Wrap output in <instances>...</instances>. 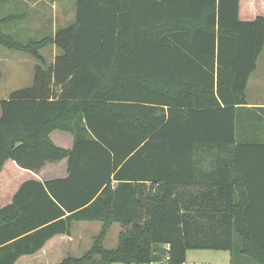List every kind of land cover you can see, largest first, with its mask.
Wrapping results in <instances>:
<instances>
[{
  "label": "trees",
  "instance_id": "1",
  "mask_svg": "<svg viewBox=\"0 0 264 264\" xmlns=\"http://www.w3.org/2000/svg\"><path fill=\"white\" fill-rule=\"evenodd\" d=\"M239 4L74 0L73 22L49 37L20 44L0 30L2 47L37 62L31 85L0 100V172L63 160L67 172L21 183L0 208V264L93 221L90 248L57 264H184L191 250L264 264V108L245 96L264 17L240 21Z\"/></svg>",
  "mask_w": 264,
  "mask_h": 264
},
{
  "label": "rangeland",
  "instance_id": "2",
  "mask_svg": "<svg viewBox=\"0 0 264 264\" xmlns=\"http://www.w3.org/2000/svg\"><path fill=\"white\" fill-rule=\"evenodd\" d=\"M240 5V21H252L257 16L264 17V0H241ZM73 6L74 0H0V30L20 44L40 40L53 35L57 28L65 27L72 22ZM6 18L8 20L1 23ZM56 52L53 46H47L39 53L49 64ZM36 63L28 54L9 50L0 45V100L5 99L14 90L31 85ZM245 96L248 102L260 96L261 100L264 98V50L258 58L257 69L248 80ZM3 168L0 172V207L11 194L12 180L18 181L26 176L23 170L15 169L11 162ZM120 230L118 224L109 228L103 241L104 248L109 250L116 248ZM235 246L237 247L236 243ZM236 253L233 251L231 255L227 251L191 250L186 253L184 264H240L238 263L240 257ZM31 261V264L41 263L38 257Z\"/></svg>",
  "mask_w": 264,
  "mask_h": 264
},
{
  "label": "crops",
  "instance_id": "3",
  "mask_svg": "<svg viewBox=\"0 0 264 264\" xmlns=\"http://www.w3.org/2000/svg\"><path fill=\"white\" fill-rule=\"evenodd\" d=\"M240 3H241V0H240ZM239 7H241L240 4H239ZM72 11H73V19H72V22H73L74 11H75L74 6L72 7ZM72 22H69V23H72ZM256 69H257V65H256ZM260 97L258 99H254L251 102L247 101L248 107L255 108V109L264 108V100H263L264 98H262L261 100ZM257 112H258V115L260 116L263 115L262 112L260 111H257ZM262 126L264 128L263 124ZM261 135L262 136L264 135L263 131H261ZM49 138L56 147H59L62 149H70L72 147V137L67 132L54 130L50 133ZM8 162L10 161H7L4 164V167ZM12 165L13 167H15V169H18L13 163ZM24 172L26 176H23L18 181L12 180L11 182L12 191H11V194L8 195V197H6L7 201L4 205L10 202L13 194L18 189L19 185L27 180H37V181L43 182L47 180L66 177L67 175L66 161L63 160L55 164L48 163L44 165V167L37 174L27 172V171H24ZM101 227H102V223L98 221L75 222L72 224L70 235H58V236L51 238L45 243L43 248L40 251H38L36 254L31 255V256L20 257L15 264H31L32 262L31 259L36 258V257L40 259V262H41L40 264H57L67 256L78 258L82 256L90 248L91 243H92V238L98 235V233L101 230Z\"/></svg>",
  "mask_w": 264,
  "mask_h": 264
},
{
  "label": "built area",
  "instance_id": "4",
  "mask_svg": "<svg viewBox=\"0 0 264 264\" xmlns=\"http://www.w3.org/2000/svg\"><path fill=\"white\" fill-rule=\"evenodd\" d=\"M168 256H165V258L159 262H153L151 264H167Z\"/></svg>",
  "mask_w": 264,
  "mask_h": 264
}]
</instances>
